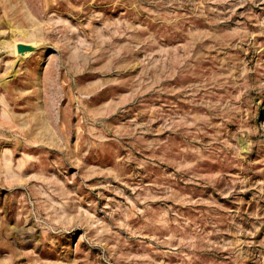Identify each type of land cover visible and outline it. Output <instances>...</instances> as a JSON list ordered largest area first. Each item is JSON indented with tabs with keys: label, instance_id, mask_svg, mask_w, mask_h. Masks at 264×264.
Masks as SVG:
<instances>
[{
	"label": "rangeland",
	"instance_id": "rangeland-1",
	"mask_svg": "<svg viewBox=\"0 0 264 264\" xmlns=\"http://www.w3.org/2000/svg\"><path fill=\"white\" fill-rule=\"evenodd\" d=\"M0 264H264V0H0Z\"/></svg>",
	"mask_w": 264,
	"mask_h": 264
}]
</instances>
